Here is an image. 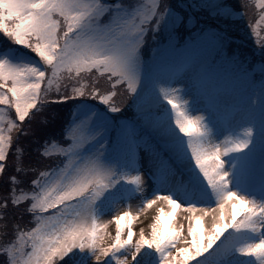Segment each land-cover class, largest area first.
Here are the masks:
<instances>
[{
	"label": "snow or ice",
	"instance_id": "obj_1",
	"mask_svg": "<svg viewBox=\"0 0 264 264\" xmlns=\"http://www.w3.org/2000/svg\"><path fill=\"white\" fill-rule=\"evenodd\" d=\"M261 25L264 0H0V264H264Z\"/></svg>",
	"mask_w": 264,
	"mask_h": 264
},
{
	"label": "rangeland",
	"instance_id": "obj_2",
	"mask_svg": "<svg viewBox=\"0 0 264 264\" xmlns=\"http://www.w3.org/2000/svg\"><path fill=\"white\" fill-rule=\"evenodd\" d=\"M124 2L127 3V2H130V0H124ZM246 18H248V17H246ZM256 19H257V17L254 20H256ZM247 23H248L247 21H243V23L241 25V29L237 33V37L241 40L242 52L251 54V52L253 51V47H254L255 37L253 36V37L249 38L248 34L250 33V29L246 27ZM262 27H263V25H261V29H262L261 34L264 35V30ZM37 59H38V57H37ZM255 59L258 60L259 58L255 57ZM258 78H259V76H257V79ZM53 109H55V108H53ZM49 113H51V111ZM134 204H135V202H134ZM161 206H163L166 211L170 210L168 208V206L166 205V203L158 201L157 204L153 205V207L151 209H147L146 211L140 213L138 218H136L133 221L132 227L136 233V235L134 236V240L136 238H138L140 228H142V227L145 228L146 233L150 231V228H148L147 226L151 222L152 218L158 214V208ZM176 215H177V219H179V217L183 215L182 210L178 209ZM104 219L108 220V219H110V217L105 216ZM115 229H116V225L114 222L111 224H108L107 229L105 231V235H104L105 243L109 242L111 239V237L109 235H107V233H111L112 236H114L115 235ZM125 232H126V230H125ZM225 235H227V233H225ZM221 239H223V237H221ZM217 243H219V241H217ZM205 255H207V254H205Z\"/></svg>",
	"mask_w": 264,
	"mask_h": 264
},
{
	"label": "trees",
	"instance_id": "obj_3",
	"mask_svg": "<svg viewBox=\"0 0 264 264\" xmlns=\"http://www.w3.org/2000/svg\"><path fill=\"white\" fill-rule=\"evenodd\" d=\"M228 2H229V3H234L235 0H228ZM255 18H256V16L253 15L252 19L254 20ZM244 21H247V22H248V18L245 17V20H244ZM262 28H263V30H264V25H263ZM0 36H2V34H0ZM53 108L57 109L58 106L53 105ZM65 114H66V113H65ZM47 116L50 117V116H51V113H49ZM28 162H31V161H29V160L26 158V163H28ZM10 215H12V213H10ZM27 222H28V217L25 216V219H24V221H23L22 223H27Z\"/></svg>",
	"mask_w": 264,
	"mask_h": 264
}]
</instances>
